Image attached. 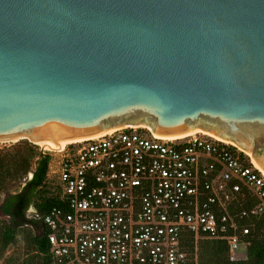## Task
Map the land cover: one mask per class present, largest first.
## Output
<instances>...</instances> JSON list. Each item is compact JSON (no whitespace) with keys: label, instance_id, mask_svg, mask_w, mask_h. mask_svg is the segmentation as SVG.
<instances>
[{"label":"water","instance_id":"1","mask_svg":"<svg viewBox=\"0 0 264 264\" xmlns=\"http://www.w3.org/2000/svg\"><path fill=\"white\" fill-rule=\"evenodd\" d=\"M137 126L206 133L264 175V0H0V143Z\"/></svg>","mask_w":264,"mask_h":264},{"label":"built area","instance_id":"2","mask_svg":"<svg viewBox=\"0 0 264 264\" xmlns=\"http://www.w3.org/2000/svg\"><path fill=\"white\" fill-rule=\"evenodd\" d=\"M38 150L57 177L58 203L31 215L52 264H198L204 239L237 261L264 226V175L211 135L161 139L137 126Z\"/></svg>","mask_w":264,"mask_h":264},{"label":"trees","instance_id":"3","mask_svg":"<svg viewBox=\"0 0 264 264\" xmlns=\"http://www.w3.org/2000/svg\"><path fill=\"white\" fill-rule=\"evenodd\" d=\"M49 159V155L36 152L26 144H14L0 149V186L7 181L24 179L18 191L7 193L0 201V216L7 218L4 237H12L18 225L31 224L35 220L25 215L29 207L42 215L58 203L54 190L47 185ZM29 171L32 172L31 178L26 177ZM34 241L40 254V259L34 264H52L45 235L36 233ZM199 243L198 264H264V226L261 223L256 225L246 257L242 260L229 261L226 246L219 240L204 239ZM187 244L192 251L193 243L190 241Z\"/></svg>","mask_w":264,"mask_h":264},{"label":"rangeland","instance_id":"4","mask_svg":"<svg viewBox=\"0 0 264 264\" xmlns=\"http://www.w3.org/2000/svg\"><path fill=\"white\" fill-rule=\"evenodd\" d=\"M14 144H26L31 146L34 151H39L38 145L30 142L27 137H22L12 142L0 143V149L7 148ZM51 171L50 169L47 174V185L52 189V184L57 183V177L56 174ZM30 173L29 171L26 177H28ZM23 183L24 179H15L7 181L3 186L1 185L0 201L7 193L18 191ZM31 215L32 208L29 209V216ZM6 222L7 218L0 216V264H34L35 261L40 259V254L34 241V236L36 234L35 230L30 224L24 223L16 227L12 237H4L3 232ZM237 255L244 258L245 250L240 249L237 251Z\"/></svg>","mask_w":264,"mask_h":264},{"label":"bare ground","instance_id":"5","mask_svg":"<svg viewBox=\"0 0 264 264\" xmlns=\"http://www.w3.org/2000/svg\"><path fill=\"white\" fill-rule=\"evenodd\" d=\"M195 133H203V132H194V133H192V134H195ZM192 134H189V135H192ZM203 134H206V133H203ZM186 136H188V135H186ZM183 137H185V136H183ZM183 137H178V138H171V139H179V138H183ZM66 144H68V143H62V144H59V145H57V146H55V147H53V148H51V149H48V150H55V149H60V148H63ZM40 147V146H39ZM42 148V147H41ZM43 149V148H42ZM240 150V149H239ZM246 154V153H245ZM247 155V154H246ZM248 156V155H247ZM249 157V156H248ZM250 158V157H249Z\"/></svg>","mask_w":264,"mask_h":264},{"label":"flooded vegetation","instance_id":"6","mask_svg":"<svg viewBox=\"0 0 264 264\" xmlns=\"http://www.w3.org/2000/svg\"><path fill=\"white\" fill-rule=\"evenodd\" d=\"M32 208V207H29L25 213L26 216H29V209ZM18 218H20V215L18 216ZM20 221V220H19ZM22 221H24V219H22Z\"/></svg>","mask_w":264,"mask_h":264}]
</instances>
